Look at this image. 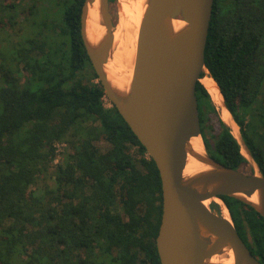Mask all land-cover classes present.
<instances>
[{"label": "trees", "instance_id": "obj_1", "mask_svg": "<svg viewBox=\"0 0 264 264\" xmlns=\"http://www.w3.org/2000/svg\"><path fill=\"white\" fill-rule=\"evenodd\" d=\"M83 2L51 0L57 9H44L36 30L0 50L27 72L19 82L16 67L0 63V264H161L159 170L114 104H103L81 35ZM8 6L0 0V15ZM205 53L264 175V0H214ZM196 91L208 152L242 168L248 160L209 91L200 81ZM59 142L72 152L54 166ZM221 198L264 262V217L238 198Z\"/></svg>", "mask_w": 264, "mask_h": 264}, {"label": "water", "instance_id": "obj_2", "mask_svg": "<svg viewBox=\"0 0 264 264\" xmlns=\"http://www.w3.org/2000/svg\"><path fill=\"white\" fill-rule=\"evenodd\" d=\"M96 1L105 31L92 42L86 21ZM111 2L84 0L81 35L105 95L159 170L162 216L155 243L161 264H264L241 238L221 198H238L264 217V175L236 128L218 84L230 114L228 122L222 120L231 128L254 171L246 173L218 161L208 152L202 135L196 86L206 76L202 72L209 71L205 52L214 0H147L127 90L111 82L105 67L115 39ZM175 20H183L185 25L175 29ZM195 136L203 140V153L191 145ZM189 155L208 168L185 174ZM254 194L256 200L251 199ZM212 203H217L220 211L212 208ZM223 256H230L231 261Z\"/></svg>", "mask_w": 264, "mask_h": 264}, {"label": "bare ground", "instance_id": "obj_3", "mask_svg": "<svg viewBox=\"0 0 264 264\" xmlns=\"http://www.w3.org/2000/svg\"><path fill=\"white\" fill-rule=\"evenodd\" d=\"M147 0H118V19L114 26V47L111 56L106 63V71L111 82L122 90L129 88L133 67L137 51V40L139 34L140 23L146 8ZM185 25L183 20H175L174 27L179 29ZM87 34L92 42H97L103 35L105 29L100 23L99 3L96 1L92 4L87 14ZM202 83L211 95V100L220 111V116L228 122L230 118L229 111L224 108L223 97L220 89L209 71H206ZM191 145L199 153L204 152V143L200 136L191 139ZM208 166L196 157L189 155L184 173L187 175L194 174L201 170L207 169ZM257 195L254 194L251 199L256 200ZM218 206V205H217ZM218 210V209H217ZM225 214L227 211L222 207ZM225 260L231 257L223 256Z\"/></svg>", "mask_w": 264, "mask_h": 264}, {"label": "rangeland", "instance_id": "obj_4", "mask_svg": "<svg viewBox=\"0 0 264 264\" xmlns=\"http://www.w3.org/2000/svg\"><path fill=\"white\" fill-rule=\"evenodd\" d=\"M51 1V0H50ZM49 0H5V3L9 6L6 7L5 12L0 15V50L6 48H13L16 45V42L22 40L25 35H30L32 30H36L34 27V21H37L43 16V10H50L51 12L57 9L55 3L50 5ZM53 5V6H52ZM36 9V10H34ZM118 0H113L111 2V12L113 16V20L117 23L118 19ZM39 13V14H38ZM6 59L2 56L0 52V63L3 61L7 64L8 67H16L14 74L19 77V82H24L26 79L27 72L25 69H22V66L17 69L16 64L12 61V55L10 52L6 53ZM11 56V57H10ZM2 64H0L1 66ZM1 81V79H0ZM264 96V85L262 87V93L260 94V98ZM216 106V105H215ZM217 109V115L220 116V111ZM213 116V115H212ZM216 115L213 116L215 119ZM216 124V123H215ZM214 124V125H215ZM236 128L239 130L240 127L235 124ZM216 133V131H214ZM206 134L209 138V141L214 144L215 139L212 135V131L209 127L206 128ZM102 148H106L108 144L105 142H98ZM58 154L56 160L54 162V166L62 161L64 152H72V147L66 142H59L57 144ZM246 173H251L253 170V165L248 161L241 168Z\"/></svg>", "mask_w": 264, "mask_h": 264}, {"label": "built area", "instance_id": "obj_5", "mask_svg": "<svg viewBox=\"0 0 264 264\" xmlns=\"http://www.w3.org/2000/svg\"><path fill=\"white\" fill-rule=\"evenodd\" d=\"M102 101L106 107H111L113 105L112 101L107 97V95L103 96Z\"/></svg>", "mask_w": 264, "mask_h": 264}, {"label": "flooded vegetation", "instance_id": "obj_6", "mask_svg": "<svg viewBox=\"0 0 264 264\" xmlns=\"http://www.w3.org/2000/svg\"><path fill=\"white\" fill-rule=\"evenodd\" d=\"M197 92V91H196ZM197 95V94H196Z\"/></svg>", "mask_w": 264, "mask_h": 264}]
</instances>
